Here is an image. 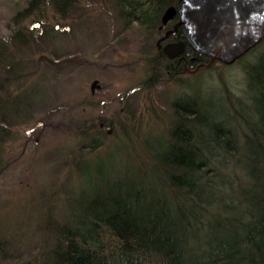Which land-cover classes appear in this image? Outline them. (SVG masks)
Returning a JSON list of instances; mask_svg holds the SVG:
<instances>
[{
  "label": "trees",
  "instance_id": "obj_1",
  "mask_svg": "<svg viewBox=\"0 0 264 264\" xmlns=\"http://www.w3.org/2000/svg\"><path fill=\"white\" fill-rule=\"evenodd\" d=\"M88 1L100 4V0H7L13 14L0 47H12L23 55L37 38H51L47 17L77 19L78 8ZM178 1L113 0L111 10L121 27L117 37L128 47H143L158 36L163 12ZM36 25L43 29L38 37L32 30ZM262 44L264 40L258 46ZM263 50L241 67L247 103L239 99L234 103L222 80L216 104L213 97L188 95L172 102L173 121L161 142L166 152L159 154L149 145L151 168L145 166L144 171V165L138 164L136 172L120 176L112 170L95 189L91 186L89 193L84 192L90 198L78 203L76 210L68 203L72 194L63 193L59 219L53 218V204L48 206L45 195L48 208L40 225V264H264ZM182 57L187 58L185 53ZM178 59L157 55L147 61L153 71L143 85L152 89L163 79L178 81L183 70ZM66 60L55 55L43 62L58 67ZM199 62L208 60L201 57ZM214 65L221 64L213 63L209 69ZM6 105L0 102V126L3 121L10 126ZM98 121L110 127L109 121ZM73 128L70 135L79 138L78 148L67 163L78 176L83 174L78 159L93 165L101 162L108 133L84 118ZM89 155L98 159L93 161ZM3 248L0 242V264H19L20 258L3 256Z\"/></svg>",
  "mask_w": 264,
  "mask_h": 264
},
{
  "label": "rangeland",
  "instance_id": "obj_2",
  "mask_svg": "<svg viewBox=\"0 0 264 264\" xmlns=\"http://www.w3.org/2000/svg\"><path fill=\"white\" fill-rule=\"evenodd\" d=\"M112 1L82 3L77 19L47 17L45 25L52 29L51 38H37L36 45L23 55L12 47H0V102L10 107L5 112L10 126L5 121L0 126H6L0 134V242L4 243L2 255L20 258L19 264L25 260L42 262L40 225L51 204L53 218L59 219L63 193L72 194L68 203L71 210H76L78 203L89 200L85 194L90 187L95 189L112 170L120 176L125 171L136 172L138 164L144 165V171L145 166L151 168L149 145L165 154L161 142L173 121L175 99L184 95L205 100L213 97L216 104L222 80L234 103L236 99L247 103L241 67L256 58L264 44L251 50L239 64L214 65L194 73L187 71L193 68L185 67L178 81L163 79L147 89L143 82L153 71L147 61L165 56L156 46L160 38L154 37L143 47H128L117 37L121 27L117 13L111 10ZM8 4L0 0V37L8 33L7 19L13 14ZM32 30L36 37L43 32L39 25ZM55 55L68 60L58 67L43 62ZM20 74L24 76L12 78ZM94 80L101 89L91 94ZM82 118L110 133L103 139L108 148L101 162L96 166L78 159L83 174L77 176L67 161L79 142L70 132ZM96 119L109 121L110 127L104 128Z\"/></svg>",
  "mask_w": 264,
  "mask_h": 264
},
{
  "label": "water",
  "instance_id": "obj_3",
  "mask_svg": "<svg viewBox=\"0 0 264 264\" xmlns=\"http://www.w3.org/2000/svg\"><path fill=\"white\" fill-rule=\"evenodd\" d=\"M177 20L160 42L180 30L181 39L162 48L168 60L185 53L191 57V66L200 57L208 60L199 63L194 70L209 68L213 63L230 66L248 54L264 40V0H179L176 6L167 8L161 17V27ZM101 86L97 80L90 85L94 94ZM108 133H110L108 131Z\"/></svg>",
  "mask_w": 264,
  "mask_h": 264
},
{
  "label": "flooded vegetation",
  "instance_id": "obj_4",
  "mask_svg": "<svg viewBox=\"0 0 264 264\" xmlns=\"http://www.w3.org/2000/svg\"><path fill=\"white\" fill-rule=\"evenodd\" d=\"M176 21H177V20H174L172 24H170V22H169L167 25H165L164 27L160 28V31L158 32V38L163 37V36L165 35V33H166L169 29L171 30V29L173 28L174 24L176 23ZM178 33H180V30H178L177 33H176L175 35H170L167 39H165V40H163L162 42H160V49H159V52H162L161 50H162V48H163L165 45H167V44H169V43H174V42L179 41V40L181 39V35H180V38H178ZM157 49H158V48H157ZM186 51H187V48H186V50H185V55L187 56V58H183V57L181 58V56L178 57V58H180V59L176 58V59H178V63H181V62H182V69H183V70L185 69V67H187L188 69H190V68H193V69L196 68V66H197L200 62H197V63H195V65L191 66L190 63H189V60H190V58L192 57V53H190V55H189L188 53H186ZM176 59H173L172 61H175ZM181 59H183V60H181Z\"/></svg>",
  "mask_w": 264,
  "mask_h": 264
}]
</instances>
